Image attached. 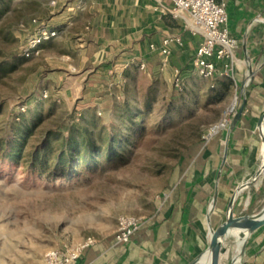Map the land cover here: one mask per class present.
Instances as JSON below:
<instances>
[{
  "label": "rangeland",
  "instance_id": "1",
  "mask_svg": "<svg viewBox=\"0 0 264 264\" xmlns=\"http://www.w3.org/2000/svg\"><path fill=\"white\" fill-rule=\"evenodd\" d=\"M52 1L0 0V63L5 68L0 72V136L7 121L30 110L41 119L25 150L48 131L66 136L70 129L75 138L91 134L104 147L106 132L113 130L119 155L107 159L101 152L98 164L81 165L63 178L0 157V264H44L48 249L110 230L122 214H151L174 171L204 148L209 125L235 103L231 122L241 102L232 80L229 92L216 98L213 81L192 69L181 74V98L173 100V82L153 79L139 65L129 75L122 73L121 84L110 75L93 78L81 50L85 24L77 20L60 27L66 22L58 14L68 1ZM42 22L57 26L56 36L38 53L23 55L26 37ZM125 103L144 111L141 124L130 129L119 114ZM263 204L259 192L254 205L240 211L255 212Z\"/></svg>",
  "mask_w": 264,
  "mask_h": 264
},
{
  "label": "crops",
  "instance_id": "2",
  "mask_svg": "<svg viewBox=\"0 0 264 264\" xmlns=\"http://www.w3.org/2000/svg\"><path fill=\"white\" fill-rule=\"evenodd\" d=\"M61 1L68 2L58 14L66 22L60 27L77 20L85 24L80 33L86 36L81 50L83 62L91 64L93 78L107 80L110 75L121 84L122 73L129 75L142 62L149 77L162 76L171 82L193 70L191 58L200 37L192 35L181 18L162 13L155 0H57ZM163 3L172 4L170 0ZM226 11L227 27L239 43L232 72L223 71L218 64L214 76L203 79L213 81L216 87L234 82L240 104L244 102L235 126L229 124L174 171L167 193L153 212L143 217L129 242L115 243V227L91 235L95 242L83 251L79 264H187L197 255L203 256L210 229L224 220L236 184L262 160L256 122L264 111V0H226ZM166 36H177L182 44L173 43L169 62L162 64L149 44L159 48ZM99 65L104 66L97 69ZM259 192L264 194V172L238 194L235 214L261 211L264 204L255 212L240 211L254 205ZM232 234L221 255L226 262L220 258L219 264H264V224L251 233L235 230ZM237 236L242 241L236 249ZM200 260L196 264H207Z\"/></svg>",
  "mask_w": 264,
  "mask_h": 264
},
{
  "label": "built area",
  "instance_id": "3",
  "mask_svg": "<svg viewBox=\"0 0 264 264\" xmlns=\"http://www.w3.org/2000/svg\"><path fill=\"white\" fill-rule=\"evenodd\" d=\"M155 1L162 13L172 18H181L190 33L200 37L191 58L193 71L198 77H213L218 64L223 66V71L232 72L239 43L227 27L226 0H170L172 3L170 6L165 5L164 0ZM38 27L24 41L22 54L25 56L38 53L41 45L56 36L58 31L57 28L44 22ZM173 43L182 44L179 37L166 36L162 39L159 48L150 43L149 49L157 50L162 64H166L169 62ZM139 67L144 69L145 63H140ZM173 86L178 91L184 88L182 79L178 75L173 80ZM234 105L235 103H232L217 122L209 125L204 135L205 142L229 124ZM142 222L143 217L140 216L132 214L118 216L114 231L115 243L129 242ZM94 242V237L88 235L70 245L50 248L44 253V264H79L78 259L83 251Z\"/></svg>",
  "mask_w": 264,
  "mask_h": 264
},
{
  "label": "trees",
  "instance_id": "4",
  "mask_svg": "<svg viewBox=\"0 0 264 264\" xmlns=\"http://www.w3.org/2000/svg\"><path fill=\"white\" fill-rule=\"evenodd\" d=\"M1 12V11H0ZM104 65H99L97 69ZM5 71L3 62L0 63V72ZM230 81L223 82L217 87L214 96L219 98L229 92ZM181 98V92L172 91L170 100ZM149 101H145L144 107L148 108ZM144 111L136 109L128 103L123 104L119 114L121 120L128 128L141 124ZM41 116H33L30 110L20 112L14 119L7 121L4 133L0 136V157L9 161H21L29 171L44 172L48 175L65 177V173L79 167L98 164L97 155L104 153L107 159L119 155L114 149L117 132H106L102 141L106 142L101 147L90 135L88 137L75 138L74 129H70L66 136L48 131L41 142L31 150H25L27 139L33 134ZM107 140V141H106ZM118 142V141H117Z\"/></svg>",
  "mask_w": 264,
  "mask_h": 264
},
{
  "label": "water",
  "instance_id": "5",
  "mask_svg": "<svg viewBox=\"0 0 264 264\" xmlns=\"http://www.w3.org/2000/svg\"><path fill=\"white\" fill-rule=\"evenodd\" d=\"M240 92V88H239ZM244 107V102L240 104L234 113L230 126L234 127L240 117ZM256 132L262 144L263 158L259 161L256 169L246 178L240 180L233 189L226 205L225 218L215 228L210 229L209 241L203 253L208 254V264H219L221 255L225 251V244L232 231H239L240 234H247L264 224V208L256 214H235L234 203L238 194L246 187L255 184L264 172V111L260 114L256 122ZM202 254L197 255L187 264H196L201 259Z\"/></svg>",
  "mask_w": 264,
  "mask_h": 264
},
{
  "label": "bare ground",
  "instance_id": "6",
  "mask_svg": "<svg viewBox=\"0 0 264 264\" xmlns=\"http://www.w3.org/2000/svg\"><path fill=\"white\" fill-rule=\"evenodd\" d=\"M233 102H234V101H233ZM231 236H233L232 232L230 233V237H231ZM237 237H238V236H237ZM233 238H234V237H233ZM238 239H239V240H238V245L236 246V249L240 247V243H241V241H242V240H241L242 238H239V237H238ZM208 259H209L208 254L205 253V254L202 256V258H201L200 261L202 262V261H205V260H206V261H207V264H208ZM235 259L237 260L236 257H235Z\"/></svg>",
  "mask_w": 264,
  "mask_h": 264
}]
</instances>
